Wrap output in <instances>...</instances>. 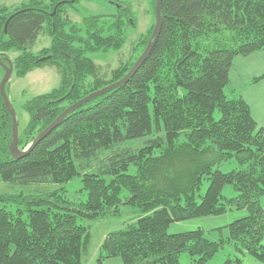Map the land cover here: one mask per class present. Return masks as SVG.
Instances as JSON below:
<instances>
[{
  "label": "trees",
  "instance_id": "obj_1",
  "mask_svg": "<svg viewBox=\"0 0 264 264\" xmlns=\"http://www.w3.org/2000/svg\"><path fill=\"white\" fill-rule=\"evenodd\" d=\"M80 1L28 0L11 11L0 6V57L16 52L14 75L46 64L60 75L56 88L24 103L29 121L18 136L20 149L67 106L121 79L151 34L155 0H149L152 23L128 58L109 77L100 75L89 54L120 50L124 26L135 21L119 0H108L114 14L86 16L80 27L66 11ZM160 8L156 40L130 79L68 113L17 159L8 150L11 117L0 95V180L60 185L0 192V264H82L90 233L78 220L117 216L124 205L138 215L105 235L100 258L180 264L187 253L195 264H208L229 244L264 264V130L244 99L224 92L233 59L264 49V0H160ZM39 34L50 41L33 51ZM3 73L0 67V79ZM142 137L140 146L126 143ZM232 159L236 167L219 170ZM78 176L86 197L76 201L62 185ZM227 184L234 196L222 195ZM232 208L247 214L227 225L226 237L210 240L200 229L167 232L174 221ZM240 261L229 257L222 264Z\"/></svg>",
  "mask_w": 264,
  "mask_h": 264
},
{
  "label": "rangeland",
  "instance_id": "obj_2",
  "mask_svg": "<svg viewBox=\"0 0 264 264\" xmlns=\"http://www.w3.org/2000/svg\"><path fill=\"white\" fill-rule=\"evenodd\" d=\"M28 0H0V6H7L8 9L14 10L20 7ZM126 9H130L134 18L135 24L130 22L124 26L126 37L125 44L118 51L93 52L89 54L92 60L99 67V74L109 77L110 70L115 67L120 59L123 61L128 58L131 49L135 47L139 36L144 34L147 28L152 23V10L149 0H119ZM75 10L66 8L70 19L81 26L82 18L90 15H111L116 12V5L108 0H81L74 4ZM154 24V23H153ZM49 38L46 35L39 34L35 44L32 47L33 51H38L49 43ZM12 61L16 52L10 51L6 53ZM264 74V49L255 51L247 56H236L233 59L232 65L228 73V83L224 88L225 94L229 98L241 97L249 105L251 115L256 122L257 128L264 130V78L254 82L256 77ZM60 82V75L53 65H44L40 68H35L28 72L23 77H17L12 72L6 86V94L12 108L15 112V117L18 125V136L22 138L23 130L26 127L29 116L24 111L23 105L26 101L33 97L44 94L53 88H56ZM147 137H142L127 141V145L140 146ZM234 159L220 165L219 170L226 172L236 167ZM133 168H130L132 172ZM207 185V181H203L201 190L203 191ZM60 185L52 183H15L5 182L0 180L1 193H19L24 194L38 193L50 191L58 188ZM62 186L66 189L67 197L71 200H84L86 197L85 191L81 190L80 176L64 183ZM224 197L235 195V191L231 185H225L222 189ZM260 203L264 204V196L260 198ZM14 207H11L13 209ZM247 214L246 209L232 208L225 213L216 216L196 217L182 221H174L168 227L169 234L185 232L190 230L200 229L204 232V236L210 240H217L221 236H227V225L232 221L241 218ZM138 213L130 206L124 205L120 207V214L117 216H109L96 218L94 220H78L79 223L87 226L90 233V240L87 249L82 255V264H122L119 257L100 258V245L105 235L111 231L121 229L126 224L135 220ZM264 246V235L261 240ZM233 259L239 257V264H263L249 255H240L233 246L226 244L219 249L208 264H222L227 258ZM180 264H195L187 253H182L179 257Z\"/></svg>",
  "mask_w": 264,
  "mask_h": 264
},
{
  "label": "water",
  "instance_id": "obj_3",
  "mask_svg": "<svg viewBox=\"0 0 264 264\" xmlns=\"http://www.w3.org/2000/svg\"><path fill=\"white\" fill-rule=\"evenodd\" d=\"M6 24L4 25V31H6ZM161 25V8H160V0H155L154 4V24L151 31V34L148 38V41L143 49V51L140 53V55L137 57V59L134 61L132 67L129 69V71L119 80L114 81L108 85H105L95 91H92L79 99L78 101L70 104L67 106L59 115L55 117V119L47 125L42 131H40L33 140L24 148L20 149L18 146V125L17 120L15 117V112L12 108L11 103L8 100L5 86L8 82L12 72H13V63L8 58L7 55H4L2 58L0 57V67L3 69L4 73L0 79V95L3 99V103L5 105V108L10 114L11 117V125H12V133H11V141L8 145V150L10 152V155L17 159L23 155H25L37 142H39L48 132H50L54 127L57 126V124L71 111L75 110L76 108L80 107L84 103H87L88 101L94 99L95 97H98L100 95H103L112 89L124 84L125 82L130 79V77L136 72V70L140 67L144 59L149 54L156 37L158 35L159 29Z\"/></svg>",
  "mask_w": 264,
  "mask_h": 264
},
{
  "label": "crops",
  "instance_id": "obj_4",
  "mask_svg": "<svg viewBox=\"0 0 264 264\" xmlns=\"http://www.w3.org/2000/svg\"><path fill=\"white\" fill-rule=\"evenodd\" d=\"M30 72V71H29Z\"/></svg>",
  "mask_w": 264,
  "mask_h": 264
}]
</instances>
